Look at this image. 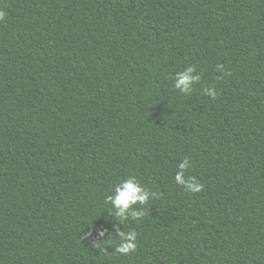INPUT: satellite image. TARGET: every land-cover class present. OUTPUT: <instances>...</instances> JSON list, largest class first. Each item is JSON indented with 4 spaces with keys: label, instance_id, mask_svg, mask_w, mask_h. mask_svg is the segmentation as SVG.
Segmentation results:
<instances>
[{
    "label": "trees",
    "instance_id": "1",
    "mask_svg": "<svg viewBox=\"0 0 264 264\" xmlns=\"http://www.w3.org/2000/svg\"><path fill=\"white\" fill-rule=\"evenodd\" d=\"M0 10V264H264V0ZM130 177L149 200L121 221Z\"/></svg>",
    "mask_w": 264,
    "mask_h": 264
},
{
    "label": "clouds",
    "instance_id": "2",
    "mask_svg": "<svg viewBox=\"0 0 264 264\" xmlns=\"http://www.w3.org/2000/svg\"><path fill=\"white\" fill-rule=\"evenodd\" d=\"M5 15L6 12L0 10V20H2ZM216 67L220 71L224 70L223 65H217ZM193 71L194 67L189 66L184 71L177 73L175 87L181 92L187 93L192 86V82L200 79L199 76L191 75ZM204 91L212 98H215L217 95L214 87H205ZM178 167L181 171L175 176L176 184H187V187L193 193L201 191L203 185L197 181L195 176H192L188 181L185 180L184 170L191 167L189 159L185 157L183 162L179 163ZM108 199L115 207L114 215L121 221H124L129 215L139 218L144 214L143 211H138L132 206L138 203L141 205L145 204L149 200V193L140 185L135 177H130L122 180L116 186L114 195L109 196ZM120 236L123 240L117 245L116 252L120 254L133 253L137 248V234L135 232L125 233L121 231Z\"/></svg>",
    "mask_w": 264,
    "mask_h": 264
}]
</instances>
